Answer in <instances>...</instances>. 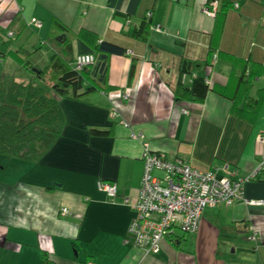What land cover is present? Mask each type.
<instances>
[{
    "label": "crops",
    "instance_id": "crops-1",
    "mask_svg": "<svg viewBox=\"0 0 264 264\" xmlns=\"http://www.w3.org/2000/svg\"><path fill=\"white\" fill-rule=\"evenodd\" d=\"M209 1L0 0V28L16 30V50H34L46 33L66 35L56 20L75 35V53L82 30L127 48L110 56L106 82H95V92L59 97L66 124L60 134L42 136L40 161L0 155V264H43L44 252L55 264H264V205L243 199L205 208L189 235L194 252L178 248L176 234L160 242L158 253L127 241L145 143L232 178L249 176L264 155L257 140L264 135V0H218L214 16L203 11ZM147 16L154 26L143 40L133 30ZM33 17L43 21L40 29H29ZM41 47L34 56L45 51L46 60L29 56L35 67L49 61L50 50ZM14 69L17 79L31 76L17 61ZM198 74L209 79L205 98L177 99L179 81L190 87ZM117 91L128 97L112 99ZM15 160L11 173L6 166ZM259 174L244 182L246 198L264 199V171ZM100 181L115 182L117 196L101 190ZM61 207L70 212L60 214ZM251 227L259 230L256 242L248 239Z\"/></svg>",
    "mask_w": 264,
    "mask_h": 264
},
{
    "label": "trees",
    "instance_id": "trees-1",
    "mask_svg": "<svg viewBox=\"0 0 264 264\" xmlns=\"http://www.w3.org/2000/svg\"><path fill=\"white\" fill-rule=\"evenodd\" d=\"M13 21H16V16ZM56 23L67 32L66 35L51 36L46 33L41 37L40 44L32 51L24 48L16 50L15 40L13 41L16 35L9 36L7 32L4 37L0 34V57L4 58L12 53L18 63L31 71V76L22 80L16 77L8 80L6 75L0 73V155L40 161L43 156L39 147L42 136L60 134L66 124L59 97L82 99L95 92L98 89L95 82L98 84L106 82L110 56L127 53L126 47L111 41L99 40L95 34L87 30H82L76 35L78 52L75 53L72 44L75 35L58 20ZM152 24L150 18L145 17L139 27L134 28L133 35L146 40ZM2 31L3 28H0V32ZM40 45L41 48L46 47L50 50L49 61L45 67H35L29 59V56L40 49ZM89 53L95 54L96 62L91 66L77 69L74 65L76 55ZM187 63L183 61L182 71L189 70ZM134 69L135 61L132 63L131 76ZM247 80L250 81L249 78ZM209 87L207 76L198 74L190 87L179 81L174 93L177 99L192 98L200 101L205 98ZM262 100L263 98L257 99L255 104ZM93 131L97 135L110 132L103 129ZM259 176L260 174L257 178ZM192 234L195 233H184L185 236ZM174 235L169 238H173ZM43 264H55L46 252L43 253Z\"/></svg>",
    "mask_w": 264,
    "mask_h": 264
},
{
    "label": "built area",
    "instance_id": "built-area-1",
    "mask_svg": "<svg viewBox=\"0 0 264 264\" xmlns=\"http://www.w3.org/2000/svg\"><path fill=\"white\" fill-rule=\"evenodd\" d=\"M219 1L214 0L203 7L208 15H216ZM149 16V15H148ZM150 17V16H149ZM28 25L42 27L43 22L33 17ZM154 26V25H152ZM160 30V27H155ZM14 31H9L13 35ZM214 54V58L217 57ZM96 62L95 54H79L74 59L77 69L91 66ZM209 83V79H208ZM114 100L128 97L117 91L110 94ZM185 112H188L184 110ZM119 113L113 110L112 116ZM128 125V124H127ZM132 137H144L142 133H131ZM257 140L264 142V135ZM144 173L136 202L131 203L135 212L130 226L128 242L142 249L145 254L158 253L160 242L172 237L176 230L183 233H196L200 227L206 207L232 205L236 200L243 199L249 205H264V199H249L244 195V182L256 179L264 171V155L258 162L256 170L247 177L232 178L214 170H201L187 163L181 157L169 158L165 152L152 150L147 143L142 153ZM98 186L109 196L115 198L118 187L115 182L100 181ZM129 203L128 197L124 198ZM70 212L67 207L60 208V214ZM248 239L256 242L259 230L251 227ZM86 264H93L91 261Z\"/></svg>",
    "mask_w": 264,
    "mask_h": 264
},
{
    "label": "rangeland",
    "instance_id": "rangeland-1",
    "mask_svg": "<svg viewBox=\"0 0 264 264\" xmlns=\"http://www.w3.org/2000/svg\"><path fill=\"white\" fill-rule=\"evenodd\" d=\"M30 21V20H29ZM15 23V22H14ZM12 23V24H14ZM0 24L2 25V22L0 20ZM29 29L30 28H33L32 25H28ZM6 29H3L4 31L0 32V34L2 36L5 35V33H7L10 29V28H7V26L5 27ZM40 29V28H39ZM45 29V28H44ZM7 32H6V31ZM30 31L27 32V35ZM40 33V32H39ZM9 35V33H8ZM9 36H15V33L13 35H9ZM5 37V36H4ZM34 37V36H33ZM33 37H31L30 41H29V45L28 47H32L31 45L33 44L34 40L32 39ZM15 40V43H16V37L13 38V41ZM31 50V49H30ZM32 51V50H31ZM46 52L45 51H41L40 53H38L37 55L34 56V53L31 55V58L34 60H38L39 59V56H43L44 59L46 60ZM8 55L10 56H7V59L12 58L13 60L12 61H15V65L13 66V68L10 67V65H8V62L9 60H7L6 62H4L3 64V61L0 59V73H5L6 74V77L8 80L14 78V75L16 73V69H14V67L16 68V60L14 59V57L12 56V53H9ZM24 67V66H23ZM25 68V67H24ZM27 70V68H25ZM12 158V157H11ZM22 160V159H21ZM16 160L11 164L10 162H8L7 166H6V169L7 171H10L11 173H16ZM176 237L180 238V244L178 245V248H180L181 250H188V251H191V252H194L195 251V248H194V245H193V241H192V236H189V235H186L184 236V233L181 232L179 229L177 230L176 232ZM229 251V250H228ZM227 251V252H228ZM232 253V248L230 249V254ZM231 262V261H230ZM230 262H228L230 264Z\"/></svg>",
    "mask_w": 264,
    "mask_h": 264
}]
</instances>
